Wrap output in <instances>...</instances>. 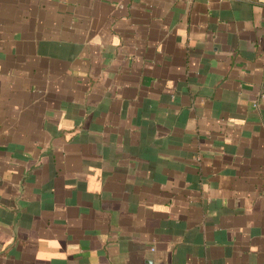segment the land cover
<instances>
[{
  "label": "crops",
  "instance_id": "obj_1",
  "mask_svg": "<svg viewBox=\"0 0 264 264\" xmlns=\"http://www.w3.org/2000/svg\"><path fill=\"white\" fill-rule=\"evenodd\" d=\"M0 264H264V0H0Z\"/></svg>",
  "mask_w": 264,
  "mask_h": 264
}]
</instances>
